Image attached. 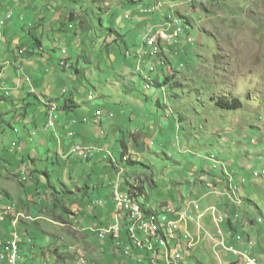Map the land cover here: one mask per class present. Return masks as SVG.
Wrapping results in <instances>:
<instances>
[{
  "label": "rangeland",
  "instance_id": "rangeland-1",
  "mask_svg": "<svg viewBox=\"0 0 264 264\" xmlns=\"http://www.w3.org/2000/svg\"><path fill=\"white\" fill-rule=\"evenodd\" d=\"M72 10L81 15L91 13L104 28L90 33L80 30L76 35V27L68 21ZM149 10L151 13H147ZM10 14L13 19L0 28V37L10 30V37L22 45L15 46V51L17 55L20 49L25 51L26 55L20 56L25 60L32 58L29 52H34L36 39L40 40L45 55L35 57L39 62H34L46 64L60 76L47 79L49 96L56 98L58 107L73 95L80 105L77 115L72 116L75 119L82 121L85 115L94 118L98 110L114 114L111 121L104 114L102 125L81 122L70 127L59 138L66 144L64 157L58 156L52 141L41 146L34 140L35 151L22 166L25 149L15 138L23 131L17 118L23 111L21 106L13 107L9 88L1 85L0 114L9 124L0 125V200L8 202L6 208L15 205L23 216L19 218L20 236L25 244L32 238L37 247L36 255L31 251L22 254L24 264H132L121 251L114 255L109 247H102L106 242L98 244V230L93 229V234L76 224L79 219L90 218L86 203L95 202L100 195L104 198L106 184L113 193L112 183L118 179L106 160L108 154L95 152L86 161L68 155L76 146L96 145L81 137L83 129L121 163L124 173L120 181L126 189L127 181L147 185L145 194L137 200L151 213L162 204L176 206L181 201L178 187L185 179L183 172L192 175L191 164L205 166L208 175L217 177L219 160L233 162L241 151L263 152L264 0H0V22ZM106 28H116L119 36H105ZM172 28L183 30L176 45L160 42L151 47L146 43L153 31ZM104 44L109 45V51H101ZM65 58L72 70L60 67ZM0 60L13 62L15 57L6 56L2 47ZM75 67L79 74L73 71ZM33 73L41 80L38 68ZM220 100L238 101L239 109L220 108ZM29 101L33 105L26 108L27 120L47 110L34 97ZM123 111L126 114L121 116ZM130 117L133 122L128 121ZM154 119L163 124L164 133L158 128V135L144 136L146 147L138 151L143 134L135 133ZM124 144L133 153L126 162L122 160ZM20 166L24 172L18 169ZM263 170L254 172L262 179L256 181H264ZM194 171L188 178L191 185H196L202 174ZM26 176L33 180L28 188L23 185ZM35 184H40L41 193L36 192ZM92 184L100 189L92 191L87 202L74 195ZM189 185L185 183L187 188ZM53 188L60 193L57 209L47 201ZM237 193V189L228 192L229 204L240 209L245 202ZM187 206L191 213L184 212L187 216L182 229L188 238L179 237L178 243L182 264H224L213 218L221 206L208 211L199 202ZM259 210L262 213L252 209L245 218V211L238 214L245 223L239 235L246 242L264 231V207L259 206ZM223 224L220 226L224 230ZM90 225L91 221L85 220V226ZM15 231L10 221L4 223L0 242L12 240ZM25 244L22 249L28 248ZM260 247L251 249V254L264 264V245Z\"/></svg>",
  "mask_w": 264,
  "mask_h": 264
},
{
  "label": "crops",
  "instance_id": "crops-1",
  "mask_svg": "<svg viewBox=\"0 0 264 264\" xmlns=\"http://www.w3.org/2000/svg\"><path fill=\"white\" fill-rule=\"evenodd\" d=\"M6 1L8 2V0H6ZM12 19H13V17H12ZM1 27H3V26H0V28ZM1 30L2 29H0V31ZM9 33H10V30L4 31V34H2V36H1L3 39L0 37V51L2 50V47H3L4 54L6 56L8 54H9V56L11 54H13L15 57V60L13 62L12 61L9 62L8 60H4V61L0 60V89H2L1 85H3V84L5 85L4 88L8 87L9 88V90L7 91V93L9 94L8 98H9V100H11L13 102V107L21 106L20 109L23 111L19 115H17V118H18L20 124L23 126V131L20 132V134H19V136H17V138H15V140L18 142V144L24 145L25 150H24L23 156L21 158L27 159L28 157H31V154L35 151L33 149L35 141H39V144L41 146H45L46 143H49V141H52V143L56 144L55 147L59 150L58 156L64 157L66 155V153H65L66 144L64 141H62L59 138L61 137V135H65L66 132L68 131V129L70 127H72L75 122H77V123H75L76 126H78L81 123V119H75L72 117L73 114L77 115L78 109L75 110V112L60 113V116L58 119V124H57V129L54 132L52 130H47L45 128L46 123L48 121L47 113H46V112H48L47 110H45V112L41 116L34 117L33 119L27 120L28 111L26 108L33 105L29 101V99H31V97H34L37 101L39 100V102L45 107L44 109H48V107H46L47 103H49V104L53 103L54 105H56L54 103L56 98H52L51 96H49L50 86L48 83V80H49L48 78H50V80H53V78L59 79L60 76L54 70L47 69L46 64L40 65V63H35L34 61L39 62L35 58L38 56L31 55L32 58L30 57L31 58L30 60L29 59L28 60L21 59L20 56L24 57L26 54L25 55L21 54V52H23V51L20 49L19 54H18L19 56H18L16 51H15V46L21 47L22 45L17 42L18 40H14V38L10 37ZM24 46H25V44H24ZM68 67H69V65L67 64L66 69H63V70L68 71V69H69ZM36 68H38L39 73L42 74L41 80L38 78H35L33 71ZM43 72H45L47 78L44 77ZM11 76H14V78H12ZM67 95H68V92H67ZM70 98L73 99V101L76 103L78 108H80V105L76 102V98H74L73 95H70ZM2 101H3V99H0V103ZM124 111H123V114L121 116H124L126 114ZM58 113H59V110H58ZM109 113H112V112L109 111L106 114L104 112L106 117ZM2 117L3 116H1V114H0V121H2L0 123V125H3L5 127V125L6 124L8 125L9 123H6V121ZM82 119L84 120L83 124H86V126H90L91 122H93V124L94 123L96 124L95 117L91 118V117H87V115H85L82 117ZM83 120H82V122H83ZM111 120L112 119H109V121H111ZM128 121L133 122V119L130 117ZM126 122L127 121H123L122 124H124ZM140 125H142V124H140ZM147 125L144 127L139 126V128L137 129V132L135 133V134H138V133L143 134V136L140 138V141L138 143L139 147L137 146L138 151H139V149H141V150L143 148L145 149V147H146L145 144H147L146 142H144L145 138H148V137L152 136L153 134L158 135V130H159L158 128H161V132L164 133L163 130L165 127L159 121V119H158V121L155 120L154 123H151V124L148 121ZM117 126L119 128L122 127V126L120 127L119 125H117ZM173 126H175L177 128L176 125L173 124ZM146 127H150V129H147ZM130 135H134V134H130ZM144 136H145V138H144ZM233 136H235L234 133H233ZM81 137L83 139H85V141H88L87 143H95L96 144L93 146H89L86 144V146L99 147L101 149H104L100 146L101 144L99 145L96 143L97 141L95 139H93V137L90 138L88 133L85 132V129L82 130ZM136 137H137V139H139L138 135H136ZM14 142L15 141H13L12 143H14ZM123 146H124V149L126 148V150H125L126 157L124 159V160H126L129 158V155H131L133 153L129 152V148L126 144H124ZM21 148H23V147H21ZM261 150H263L262 153H257V152H259V150H257V149L254 150L253 152H249V153H247L246 151H241L240 154L237 155V158L233 162L223 161V159L219 160L218 165L221 169L219 172L220 174L217 177L213 176V175H208L204 171L205 166H196L194 164H191V167L193 169L192 175L195 172L194 170H197L198 172H201L202 174L198 176L199 179L196 182V185H195V183H192V185H191L189 183L190 181L188 180V178L191 179L192 175L186 174L185 172H183V176L185 177V179L182 180V183L179 184L180 187H178V188H180L179 193L181 195V201L177 202L175 207H177L178 210L181 211V214H184L185 211L190 212V209L187 205L188 204L190 205L191 203H194V202H197V203L199 202L206 209L204 211H208L213 206H215V207L221 206V209H219V212H221L223 215L229 213L234 219L231 223L225 222L223 224L226 226L224 229L225 233H227V234L230 232L239 233L240 227H244L245 223L236 221L234 216L238 215V214L241 215V212L243 210V211H245V215H243V217L244 216L246 217V215L254 208H256L257 211H259L260 213H262L259 210V206L264 207V181H256L258 179L253 178L254 172L261 171L264 169V148ZM186 152H188L187 149H186ZM62 154H64V156H62ZM69 154L70 153H68V155ZM101 154H103V153H101ZM210 163H212V162H210ZM114 173L117 174V172L115 170H114ZM119 178H120V176L118 175V180L120 181ZM24 179H26V178H23V180ZM259 180H262V179H259ZM243 182H245V183H243ZM185 183H187L188 185L190 184L188 186V188L185 186ZM181 185H184V186H181ZM141 186L143 188V194H145L147 185H141ZM90 187H91L90 195L92 194V191L94 192V190L100 189V187L96 186V184H92ZM104 187L106 188V190L103 194L104 198H101V195H100L97 197V200L95 201V202H98L100 200L104 204L101 206H96L94 203L92 204L91 201L86 203L87 207L89 208L87 210V212L89 211L91 213L90 218L87 219L85 217L81 220L77 219L78 221H76L77 222L76 224H79V226L81 227V229L83 231L87 230V231H91V233H93L92 232L93 229H95V231H97L101 228L108 226V224L114 218L116 208H115V204L113 202V193L110 190H108V187L110 188L109 184L104 185ZM234 189L238 190L239 193H237V194L239 196H241L242 201L245 202V204L242 205L240 207V209L236 208V205H230L229 204L230 199L228 197L229 196L228 192L232 191ZM182 194H183V196H182ZM232 198L233 197H231V199ZM42 202L43 201L40 199L39 204H41ZM6 204H8V202H5L4 200L0 201V221H1V223L3 221H4V223H6L7 219H8L7 217H9L11 226L14 227V229H16V231H17L19 222H21V220H18L17 224H16L15 219H16V217H18V214H20V213H18L17 210L15 209L13 215H7L4 212L5 210L3 208V207H6L5 206ZM163 205H167V204H162L161 206H163ZM169 205L173 206L172 204H169ZM254 205H255V207H254ZM92 206H96V208H92ZM153 213H155L157 215V219H159L160 213L158 212V210H156V212H153ZM193 214L194 213L192 211V215ZM20 216L23 217L22 214H20ZM13 218H15V219H13ZM79 218H82V217H79ZM85 220L89 221V222L91 221V225L88 228L85 226ZM71 221H73V219H71ZM251 223L252 224H250V225L255 224V222H251ZM211 230L214 231L212 228H211ZM28 234L30 235V233H28ZM214 234H216L215 231H214ZM168 241L170 244V240H168ZM228 241H229V243L233 242L230 239ZM102 242H106L105 245H102V247H104V248L109 247L110 248L109 251L114 250V248L117 249V247H115V244L111 240H106V241H99L98 240V244H100ZM263 245H264V231H261L259 236L256 237V239H254V240H252L250 237H248V242H247L246 247L248 249L251 247L250 251H251V253H253V251L251 249H253L254 247H255L254 249H259L258 246L260 247ZM256 246H257V248H256ZM27 247H28L27 249H23L22 254H26L27 251H31L33 255H36V253H37L36 252V250H37L36 246L33 245V246H27ZM176 247L179 248L180 254L182 257L183 256L182 255V249H181V247L178 246V243L176 244ZM260 249H262V248L260 247ZM118 252H120V250H118ZM218 253L220 254L219 257L223 258V261L221 260L222 263H224V264H235V262H236L235 258L232 256H229L224 250H220ZM114 255H117V254L114 253ZM121 255H122V253H121ZM127 262H131L132 264H137L133 260H129V261L127 260ZM20 264H24V263L20 262Z\"/></svg>",
  "mask_w": 264,
  "mask_h": 264
},
{
  "label": "built area",
  "instance_id": "built-area-1",
  "mask_svg": "<svg viewBox=\"0 0 264 264\" xmlns=\"http://www.w3.org/2000/svg\"><path fill=\"white\" fill-rule=\"evenodd\" d=\"M151 13V11H147ZM12 17L7 15L6 19L3 21L2 26H6L7 23L11 22ZM178 29H169V32L163 36L168 37V44H175L178 37ZM66 59V58H65ZM64 59V65L66 61ZM91 98H93L91 96ZM48 117H55V126H48V121L46 124L47 130L55 131L58 124L59 113L56 110H48ZM113 118V115L110 116ZM95 121L97 124L102 123L103 114L101 111L96 113ZM74 137L73 134L69 135ZM105 153L108 156L106 158H112L113 156L105 149L99 147H89V146H76L70 155H76L84 161L92 159L94 153ZM253 178H256L253 173ZM26 180V179H24ZM113 186V202L115 204V215L113 220L108 224V226L99 229L100 238L99 241L111 240L115 244V247L121 251L123 257L127 260H133L137 264H178V256L175 253V244L179 243V237L186 240L188 235L183 231V222L185 223L187 214H181V211L177 207L171 206L169 204L160 206L157 208L160 213L161 221L166 225L167 230L172 232V239H170V249L168 251H161L158 244V240L154 235V230L151 229L147 223L144 227L138 230H132V232H124V224L127 221H131L133 218L139 216L138 211L132 202L131 193L121 190V181L118 179L112 183ZM104 203L102 201L96 202V206H101ZM7 212L13 208L3 207ZM215 211L213 218L217 225V236L219 241L218 246L221 247L229 256L235 258V264H263L257 258L253 257L250 249H248L247 242L244 238L239 235V233H225L221 228V224L229 222L233 217L227 213L222 214ZM235 219H239L236 215ZM7 221H10L7 219ZM4 223H0V227ZM113 228H120V236H113ZM210 235V234H209ZM182 236V237H181ZM212 236V235H210ZM228 237L231 238L233 242H228ZM212 238V237H211ZM24 239L19 233H14L12 240L7 242H0V264H20L22 260V245ZM27 246H32L33 241L29 239L27 241ZM190 246V245H189Z\"/></svg>",
  "mask_w": 264,
  "mask_h": 264
},
{
  "label": "trees",
  "instance_id": "trees-1",
  "mask_svg": "<svg viewBox=\"0 0 264 264\" xmlns=\"http://www.w3.org/2000/svg\"><path fill=\"white\" fill-rule=\"evenodd\" d=\"M96 20V21H95ZM94 20V16L89 13V12H86L84 15H81V14H77L75 12V10H72L69 14V17H68V21L70 24L73 23V25L76 27L77 31H76V35H80V30H83L84 32H92V31H97L99 32V29H103L104 28V25H102L101 21H99V19H95ZM106 31V34L105 36H111L112 34H117L119 36V33H118V30L116 28H106L105 29ZM102 32V31H101ZM35 39V38H34ZM108 44H104L101 51L102 52H106V51H109L108 49ZM33 49H34V52L31 53L29 52L30 55H37V56H41V57H44L43 55H45V50L43 49V45H41V42L40 40L36 39V43L34 44L33 46ZM23 51V50H22ZM22 54H26L25 51H23ZM65 68V67H64ZM70 70L73 69V66L72 64L69 65L68 67ZM66 69V68H65ZM76 72V74H79L80 71L77 67L74 68V70ZM166 82H169L168 79L166 80ZM239 102L238 101H234L233 103H228V102H225L223 100H220V102L218 103V106L220 108H223V109H226V110H234V109H239ZM78 109V106L76 105V103L73 101V99L71 98H66L64 100V104L63 106L59 107V112L60 113H66V112H75V110ZM98 111H101V110H98ZM102 112V111H101ZM103 114V119L105 117L104 113L102 112ZM113 115V118H110V116ZM108 119H114V114L113 113H109L107 115ZM82 122V121H81ZM77 123V122H75ZM74 123V124H75ZM83 123H84V120H83ZM103 123V121H102ZM102 123H100V125H102ZM97 124V123H96ZM126 150V148H125ZM126 157V154L125 152L123 153L122 155V160L124 162H126L124 159ZM22 160V166H24L27 161L26 159H21ZM106 160L110 161L111 163V166L112 168L117 172V175H118V172L120 171V169L122 168L121 167V163L119 162H115L114 161V157L112 158H106ZM120 165V166H119ZM22 166H20L18 169H22ZM24 171V170H23ZM26 171V169H25ZM32 178L29 179V176H26V180L25 182L23 183L24 187L28 188L27 186H29L30 182H31ZM33 181V180H32ZM126 185L129 187V188H125L122 184H121V190L122 191H127L129 193H131L136 199L137 197L143 195V188L141 185H139L137 183V181H135V183L133 184L132 182H129L127 181L126 182ZM36 186V192L38 193H41L40 192V184H35ZM55 191V192H54ZM90 191H91V187L90 185H85L83 188H80L77 190V192L74 194L75 196H77L80 200L84 201V202H87V199L90 198ZM37 194V193H36ZM58 195H60L59 192H57V189L53 188V192L51 193V195H49L47 197V201L48 202H51V205L53 207V209H57V207H59V204H60V201H59V197ZM8 197V196H7ZM3 200V199H2ZM8 201H11L9 199H7ZM1 201V200H0ZM46 201V202H47ZM138 201V200H137ZM47 202V203H48ZM2 203V202H1ZM91 203H94L93 201H91ZM143 207V206H142ZM5 210V209H4ZM6 211V210H5ZM4 211V212H5ZM146 215L149 217V218H154V219H157V215L155 213H151L150 211H146L144 209ZM236 216V215H235ZM234 216V217H235ZM239 216V215H238ZM9 220L10 218L7 217ZM61 219V218H60ZM71 219V218H70ZM234 219H231L229 222L231 223ZM236 221L238 222H243V221H240V218L239 219H235ZM64 222V221H63ZM118 249V248H117ZM114 248V253L115 254H119L118 250Z\"/></svg>",
  "mask_w": 264,
  "mask_h": 264
},
{
  "label": "bare ground",
  "instance_id": "bare-ground-1",
  "mask_svg": "<svg viewBox=\"0 0 264 264\" xmlns=\"http://www.w3.org/2000/svg\"><path fill=\"white\" fill-rule=\"evenodd\" d=\"M8 16L12 17L11 14ZM2 24H3V21L0 22V26H2ZM168 32H169L168 29H167V31H163V30L153 31V33H154L153 37H151V36L148 37L146 43L151 47H154L156 45V43H160V42L168 44V37H163ZM182 33H183V30L181 28H179L178 29V36L181 35ZM150 34H152V33H150ZM21 54H22V52H21ZM48 110H56L58 113L59 109L54 104H51V105H48ZM48 126H55V117H48ZM123 173H124V170L121 169L118 173L120 178L123 175ZM258 175H260V174H257V176ZM261 175L264 176V170H263ZM131 198H132V202L135 205L136 210L139 213V216H137L136 218H133L131 221L125 222L124 232H132V230H138V229L144 227L147 223V225L151 229L154 230V235L158 240L160 250L161 251H168V249H170V244H169L168 240L172 239V232L167 230L166 225L161 221L160 216H159V219L149 218L146 215L142 205L137 201V199L132 194H131ZM94 204H96V202H94ZM8 208H13V209L9 210L8 212L6 210L5 213L7 215H13V213L15 211V205L9 206ZM184 214H186V213H184ZM19 218H20V214H18V217H16V219L13 218L16 220L15 221L16 224H17V221L19 220ZM0 223H1V221H0ZM15 233H19V231L17 230ZM97 235H98V238H100V230H98ZM113 236H120V228H113ZM175 253H177V256H178V264H182V257H181L179 248H177V247L175 248Z\"/></svg>",
  "mask_w": 264,
  "mask_h": 264
},
{
  "label": "clouds",
  "instance_id": "clouds-1",
  "mask_svg": "<svg viewBox=\"0 0 264 264\" xmlns=\"http://www.w3.org/2000/svg\"><path fill=\"white\" fill-rule=\"evenodd\" d=\"M65 61H66V65H64V66H61V63H60V67H62L63 69H65L66 67H67V58L65 59ZM62 62V61H61ZM65 67V68H64ZM67 94V91H65L64 92V95H66ZM47 104H49V103H47ZM47 104H46V107H47ZM51 104H53V103H51ZM57 106V105H56ZM58 107V106H57ZM58 109H59V107H58ZM47 111H48V109H47ZM59 116H60V112H59ZM47 124V123H46ZM46 127V126H45ZM57 129V128H56ZM54 132V131H53ZM30 239H32V238H30ZM32 241H33V239H32ZM33 246V245H32Z\"/></svg>",
  "mask_w": 264,
  "mask_h": 264
}]
</instances>
